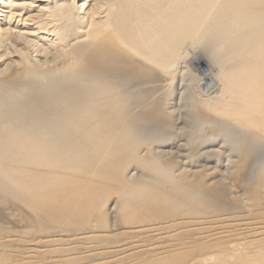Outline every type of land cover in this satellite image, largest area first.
Instances as JSON below:
<instances>
[{
  "label": "bare ground",
  "instance_id": "obj_1",
  "mask_svg": "<svg viewBox=\"0 0 264 264\" xmlns=\"http://www.w3.org/2000/svg\"><path fill=\"white\" fill-rule=\"evenodd\" d=\"M0 264H264V0H0Z\"/></svg>",
  "mask_w": 264,
  "mask_h": 264
},
{
  "label": "rangeland",
  "instance_id": "obj_2",
  "mask_svg": "<svg viewBox=\"0 0 264 264\" xmlns=\"http://www.w3.org/2000/svg\"><path fill=\"white\" fill-rule=\"evenodd\" d=\"M194 52V55L196 56V57H200V56H202L201 55V53H200V51L197 49V50H195V51H193ZM201 64H205V65H207L208 66V68H209V70L211 71L212 70V67H211V65L208 63V62H206V61H204V62H202ZM200 64V65H201ZM201 72L204 74V73H206V71L204 70V69H201ZM200 72V70H197V71H194V73L196 74V75H198V76H201L202 77V73ZM204 76V75H203Z\"/></svg>",
  "mask_w": 264,
  "mask_h": 264
},
{
  "label": "water",
  "instance_id": "obj_3",
  "mask_svg": "<svg viewBox=\"0 0 264 264\" xmlns=\"http://www.w3.org/2000/svg\"><path fill=\"white\" fill-rule=\"evenodd\" d=\"M208 80H209V78H206V79H205V82H208Z\"/></svg>",
  "mask_w": 264,
  "mask_h": 264
}]
</instances>
